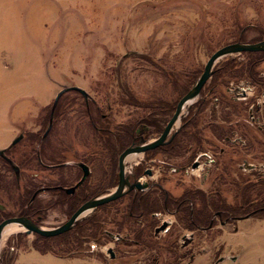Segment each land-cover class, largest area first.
Returning <instances> with one entry per match:
<instances>
[{"label":"rangeland","instance_id":"1","mask_svg":"<svg viewBox=\"0 0 264 264\" xmlns=\"http://www.w3.org/2000/svg\"><path fill=\"white\" fill-rule=\"evenodd\" d=\"M263 40L264 0H0V150L13 162L0 156V211L18 217L38 187L74 186L80 164L88 176L73 195L37 196L40 228L113 192L120 153L162 133L210 56ZM252 53L221 57L168 144L125 160L131 181L148 187L86 212L73 243L58 241L70 231L49 242L56 255L37 251L43 236L16 225L1 237L0 264H264V219L219 224L264 206V53ZM72 87L85 96L67 90L53 108ZM198 196L207 225L192 216ZM148 199L158 208L142 216Z\"/></svg>","mask_w":264,"mask_h":264},{"label":"water","instance_id":"2","mask_svg":"<svg viewBox=\"0 0 264 264\" xmlns=\"http://www.w3.org/2000/svg\"><path fill=\"white\" fill-rule=\"evenodd\" d=\"M264 51V40L258 43L254 44H240V43H234L226 45L220 49H218L216 52H214L210 58L208 59L207 63L205 64L204 70L201 73L200 77L196 81V83L193 85V87L178 101L176 109L165 125L162 133L154 139L152 142L144 143V141H140L139 145H131L127 147L125 150H123L119 157H118V184L115 188V190L108 195L97 197L90 199L83 204H81L74 213L70 216V218L60 225L59 227L53 228V229H42L39 226L32 223L30 220L24 218V217H13L8 218L0 223V240L2 237V232L5 227L8 225L14 224V225H20L25 229L26 233H36L43 237H54L57 235H60L62 233H65L69 231L82 217L83 215L90 211L94 210L99 206H102L106 203L112 202L114 200H117L118 198L122 197L126 192L132 190L133 188L141 189L142 185L138 182L130 183L128 177L125 175V160L130 154L134 153H141L148 150L155 149L159 146L165 145L174 134L171 135V138L166 141V138L168 137L170 131L174 127L175 123L178 121V119L181 116V112L186 105L188 101H191L195 96H197L200 93V90L202 89L203 85L207 81V79L212 74V68L214 67L215 63L223 56L227 54H233V53H242V52H259ZM67 90H76L80 92L82 95L85 96V92L81 89H78L76 87H72L69 89H63L59 91V93L56 95L54 102H53V108L55 107L56 103L58 102L60 96L66 92ZM20 140V136L15 138L11 146L15 145ZM141 144V145H140ZM0 156L5 157L4 150H0ZM6 158V157H5ZM10 162V161H9ZM80 168L83 171L81 179L71 188L65 189V192L67 194H71L74 192V190L80 186L86 177L88 176V168L84 164H80ZM15 172H17V168H13ZM166 224L164 223L157 229V232L161 229H164ZM112 256V254H111Z\"/></svg>","mask_w":264,"mask_h":264},{"label":"flooded vegetation","instance_id":"3","mask_svg":"<svg viewBox=\"0 0 264 264\" xmlns=\"http://www.w3.org/2000/svg\"><path fill=\"white\" fill-rule=\"evenodd\" d=\"M263 53H264V51H262ZM76 91V90H75ZM241 95L243 96L244 94H242V91H241ZM252 110L250 111L251 112V118H252V121H254V120H260V117L258 118V116L257 117H255V114L253 113V111H255V112H257L259 109H260V106H257L256 107V105H253V107L251 108ZM257 118V119H256ZM262 126V128H264V125L262 124L261 125ZM172 131V130H171ZM170 131V132H171ZM49 133V131L47 130V132L44 134V136H43V138H45L46 136H47V134ZM170 134V133H169ZM169 136V135H168ZM19 137V136H18ZM21 136H20V140H21ZM19 140V141H20ZM168 140V137L166 138V141ZM18 141V142H19ZM143 141V140H142ZM170 141V140H169ZM168 141V142H169ZM17 142V143H18ZM140 141H136L134 138L132 139V142H130V145H128L127 147H129V146H131V145H139L138 143H139ZM168 142L166 143V144H168ZM12 143V142H11ZM144 143H146L145 141H144ZM165 144V145H166ZM141 145V144H140ZM164 146V145H163ZM163 146H159V147H163ZM126 147V148H127ZM159 147H157V148H159ZM125 148V149H126ZM157 148H155V149H157ZM124 149V150H125ZM155 149H152V150H155ZM152 150H148V151H145V152H141V153H148V152H150V151H152ZM6 152H7V149H5V151H4V155H5V157L6 158H3L4 160H5V163H7L8 165H10L11 167H13V165H12V160L10 159V157H8V155L6 154ZM135 154H138V153H135ZM209 160H211L210 158H209ZM10 161V162H9ZM210 163H213V160L212 161H210ZM85 165V164H84ZM61 167L62 165H54V166H45L46 168H53V167H55V168H58V167ZM64 166V165H63ZM125 166V175H126V165H124ZM254 167V166H253ZM253 167H252V169H253ZM117 170H118V172H119V167H118V160H117ZM17 171H18V169H17ZM148 173H150V171H148ZM147 173V174H148ZM127 176V175H126ZM128 177V176H127ZM117 178H118V173H117ZM17 179V178H16ZM128 179H129V182L132 184V183H135V182H138V183H140L141 185H142V188L141 189H137V188H133L132 190H130V191H128V192H126L125 194H130V193H132V192H134V191H142L143 189H145L146 187H148L147 185H144L143 183H141V181L140 180H136V181H134L133 182V180H135V179H132V181H131V179L128 177ZM82 185V184H81ZM80 185V186H81ZM80 186H78L75 190H74V192L73 193H71V195H73L75 192H76V190L80 187ZM150 186V189L153 187V184L152 185H149ZM73 187V186H72ZM69 188H71V187H69ZM65 189H68V188H66V187H64V186H61V185H53V186H51V187H38L37 189H35V190H33L32 192H31V194H30V196H29V199H28V201L26 202V204H25V210L24 211H22V213L21 214H19L20 216H18V217H24V218H26V219H28V220H30L32 223H34L35 225H37L38 226V223H37V221L39 220V218L41 217V216H39L40 215V212H41V209L40 208H36L35 206H34V208L32 207V205H33V203L36 201V198H37V196L41 193V192H45V191H59V192H65ZM66 193V192H65ZM124 194V195H125ZM123 195V196H124ZM122 196V197H123ZM98 196H94L93 198H97ZM93 198H88V199H86L84 202H86V201H88V200H90V199H93ZM121 198V197H120ZM84 202H82L81 204H83ZM80 204V205H81ZM106 204H108V203H106ZM79 205V206H80ZM105 205V204H104ZM78 206V207H79ZM77 207V208H78ZM100 207V206H99ZM98 207V208H99ZM76 208V209H77ZM75 209V210H76ZM97 209V208H96ZM0 210L1 211H5V208L3 207H1L0 206ZM74 213V212H73ZM72 213V214H73ZM154 213V212H153ZM221 212H216L215 214H220ZM264 213V206L263 207H260V208H258V209H255V210H253V211H251V212H249V213H246V215L244 216H242V217H240L239 218V216H237V215H234V216H231L230 214V216L229 217H227V222H220L219 224L221 225V226H224L226 223H228V222H230V224L232 225V224H234L235 223V221H237V220H241V219H248V218H251V219H264V215H262V216H260L261 214H263ZM71 214V215H72ZM142 216L144 215L143 214V211H142V213H140ZM257 215H259V216H257ZM151 216H156V214H151ZM13 217H17V216H12V217H3V219L0 221V223L2 222V221H4V220H6V219H8V218H13ZM70 218V217H69ZM68 218V219H69ZM66 222V221H65ZM212 222V221H211ZM212 225L210 224V226H209V228L211 227ZM204 229H206V228H204ZM236 230V229H235ZM70 231V230H69ZM68 232V231H67ZM33 233V232H32ZM114 237V236H113Z\"/></svg>","mask_w":264,"mask_h":264},{"label":"trees","instance_id":"4","mask_svg":"<svg viewBox=\"0 0 264 264\" xmlns=\"http://www.w3.org/2000/svg\"><path fill=\"white\" fill-rule=\"evenodd\" d=\"M252 54H255L254 52L252 53ZM259 54H262V53H259ZM129 134H130V132H129V127L126 129V130H123V134L120 136V139H127V138H129ZM46 138V137H45ZM107 148H108V152H109V158L111 159V162H112V160H113V158H114V151L112 150V147H110L109 145H107ZM161 149V148H160ZM199 197V199L202 201L201 202V204H202V209H200V210H198L197 212H196V214L194 215V214H192V216H194L193 218H194V221L196 222V224L197 225H201V224H203V223H206V225L208 224V222L210 221L209 220V218H210V216H209V213H208V210L206 209V207L207 206H205L206 204H205V202H204V200H203V197L202 196H198ZM27 201H28V199H27ZM26 201V202H27ZM25 202V203H26ZM211 204H212V206L213 207H215V208H217V210H216V212H220L219 210H220V208L219 207H221V203H220V201L219 200H217V199H213V200H211ZM74 205L72 206L71 205V210L72 209H74L75 208V203H73ZM108 205V204H107ZM106 204L105 205H102V206H100L101 208H104L105 206H107ZM158 208V205L157 204H155V203H153V202H150L149 201V199L148 200H146L145 201V206H144V210H143V214L144 215H147L148 213H150L152 210H156ZM70 210V211H71ZM215 212V213H216ZM138 213V212H137ZM3 217H4V214L0 211V220H2L3 219ZM186 220V219H185ZM190 222V221H189ZM90 224V223H89ZM88 224V228H87V230H89L90 232L91 231H95L96 232V230H97V225H96V223L94 222L93 224H91V225H89ZM77 229H79V228H77ZM143 234V232H139L138 233V235L140 236V237H144V235H142ZM20 236H21V234H19ZM137 235V236H138ZM62 236V235H61ZM60 236H57V237H38V240L40 241V244H38V245H36V250L37 251H39L40 253H42V254H47V253H49V252H51L52 254H54V252H53V250L51 249V248H49L48 246H49V242L51 241V240H53V239H55V238H59ZM63 238V237H62ZM65 239L63 240V239H58V241L60 240L62 243H66V242H74V240H73V233L70 231L69 232V234H66V237H64ZM143 239H145V240H147V237H144ZM144 240V241H145ZM54 255H56V254H54ZM60 257H63V256H60Z\"/></svg>","mask_w":264,"mask_h":264},{"label":"bare ground","instance_id":"5","mask_svg":"<svg viewBox=\"0 0 264 264\" xmlns=\"http://www.w3.org/2000/svg\"><path fill=\"white\" fill-rule=\"evenodd\" d=\"M190 101H188L186 104H188ZM136 154H130L128 155V157L126 158V161H132L133 159H135ZM17 229V226L14 224L8 225L7 227L4 228L2 235H8L12 232H14V230Z\"/></svg>","mask_w":264,"mask_h":264},{"label":"crops","instance_id":"6","mask_svg":"<svg viewBox=\"0 0 264 264\" xmlns=\"http://www.w3.org/2000/svg\"><path fill=\"white\" fill-rule=\"evenodd\" d=\"M57 258H62V259H64V258H66V257H57Z\"/></svg>","mask_w":264,"mask_h":264}]
</instances>
